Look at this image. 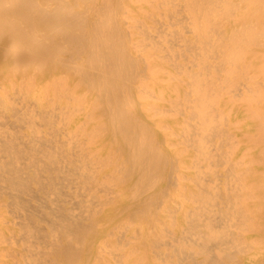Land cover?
Masks as SVG:
<instances>
[{
  "label": "bare ground",
  "instance_id": "obj_1",
  "mask_svg": "<svg viewBox=\"0 0 264 264\" xmlns=\"http://www.w3.org/2000/svg\"><path fill=\"white\" fill-rule=\"evenodd\" d=\"M263 182L264 0H0V264H264Z\"/></svg>",
  "mask_w": 264,
  "mask_h": 264
},
{
  "label": "rangeland",
  "instance_id": "obj_2",
  "mask_svg": "<svg viewBox=\"0 0 264 264\" xmlns=\"http://www.w3.org/2000/svg\"><path fill=\"white\" fill-rule=\"evenodd\" d=\"M136 15L139 17H142V15H141V13L140 12H136ZM90 16H92L91 18H90ZM106 16V15H105ZM91 19L92 20V22H94L96 19H99V18H101V14L100 15H94V14H88L87 15V19ZM161 21V23H164L165 24V20H160ZM160 23V24H161ZM166 25V24H165ZM172 28L171 27H167V31H170ZM93 37H95V36H93ZM172 93H171V91H170V89L168 88V87H165V89H164V97L165 98H169L170 96H172L171 95ZM229 97V95H227V98ZM226 98V97H225ZM227 98L226 99H224V98H222V100H221V104H220V109H221V111L224 113V114H227V117L230 119L229 120V122H233L232 124V129L230 130V131H232V133L235 135V137L237 136V137H239V139H240V137H243V133L246 131V132H251V133H256V126H255V123H253L252 121H250L249 120V115L248 114H245L244 115V113H243V111H240V112H237L236 110H237V107H236V104H234L233 105V103L232 102H230V101H228L227 100ZM166 105V107H168V105L167 104H165ZM228 105V106H227ZM231 105V106H230ZM165 107V106H164ZM165 107V108H166ZM230 107V108H229ZM229 109V111H227V110ZM237 112V113H236ZM235 114V115H234ZM242 114V115H241ZM231 115V116H230ZM231 118H230V117ZM234 116V117H233ZM247 120H246V119ZM243 119L245 120L244 122H246L247 124H245L244 122H242L243 121ZM169 120H171L170 118H169ZM169 120H167L168 121V123H169ZM235 120L237 121H239V122H241L240 123V127H242V129L241 128H236L235 127V125H234V123H236L235 122ZM237 121V122H238ZM249 122H251V123H249ZM249 123V124H248ZM171 124H173V126L175 127V129H177V126L176 125H174V121H171ZM230 124V123H229ZM243 125V126H242ZM172 126V127H173ZM244 128V129H243ZM240 129L242 130V131H240ZM236 131V132H235ZM237 134V135H236ZM241 134V135H240ZM169 141H171V140H169ZM243 142V144H242V146H245V144H246V142L245 141H242ZM168 152H170V153H173V154H177V151H176V149L175 148H172V147H170V148H168ZM188 161V160H187ZM189 169H182V172L184 173V174H186V175H191L192 174V172H190V170L188 171ZM260 179H262V178H260ZM181 181V180H180ZM264 183V182H263ZM176 198V197H175ZM180 197H177V199H179ZM188 204L186 203V206H187ZM262 244H264L263 242H262ZM260 245V246H258L256 249L258 250V251H260V250H263L264 249V245Z\"/></svg>",
  "mask_w": 264,
  "mask_h": 264
}]
</instances>
